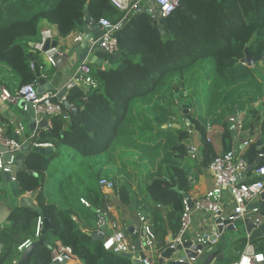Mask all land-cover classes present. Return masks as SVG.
Segmentation results:
<instances>
[{"label":"trees","instance_id":"obj_1","mask_svg":"<svg viewBox=\"0 0 264 264\" xmlns=\"http://www.w3.org/2000/svg\"><path fill=\"white\" fill-rule=\"evenodd\" d=\"M85 10L95 22L100 18L121 22L120 55L112 60L98 52L101 64L89 63L95 86L86 91L87 86L74 83L64 98L75 111L63 105L68 119L51 116L49 125L36 132L38 141L53 146L48 155L27 151L28 171L17 173V183L21 193L36 191L40 212L26 206L11 208L9 224L0 228V264H10L20 255L17 246L34 236L38 216L53 222L45 235L51 248H35L30 264H50L57 242L69 247L82 264H132L90 236L97 229V211L108 214L109 208L118 211L126 226L132 217L145 213L156 248L163 251L166 237L179 229L183 199L192 187L196 166L189 163L188 139L196 136L201 145L198 173L233 148L227 120L242 111L251 114L243 129L250 134L256 128L260 131L242 155L249 164L262 155L255 168L264 163V115L260 106L253 107L264 98V70L259 68L264 58L252 66L235 58L245 55L238 36L248 28L254 30L247 53L264 55V0H180L163 18V34L159 20L147 12L124 19L125 13L110 0H0V85L14 92L23 84L52 77L56 67L35 48L43 22L64 38L82 30ZM226 52L231 57L223 55ZM186 95L192 98L184 106L192 109L186 126L192 134L174 126L173 120L178 99ZM210 127L218 129L220 151ZM118 147L125 161L110 172L107 167L117 161ZM101 177L113 181L111 192L100 190ZM229 235L222 244L225 255L216 264H229L246 244L239 229L229 230ZM252 242L264 255V237Z\"/></svg>","mask_w":264,"mask_h":264},{"label":"built area","instance_id":"obj_2","mask_svg":"<svg viewBox=\"0 0 264 264\" xmlns=\"http://www.w3.org/2000/svg\"><path fill=\"white\" fill-rule=\"evenodd\" d=\"M110 2L115 8L125 13L124 19L131 13L145 11L152 19L159 20L174 11L178 7L180 0H110ZM97 23L100 25L101 34L97 38L90 39L91 44L94 45L98 42V47L103 48L105 53L109 56L118 54L120 49L117 33L120 30L121 22L113 23L108 18H100ZM54 34L55 33L49 28L42 29L41 39L35 44V48L44 53L45 60L52 66L57 65V58L61 56L59 49L55 46H50L45 51L42 49L47 40L53 39ZM81 37V35L76 36L74 41L79 42ZM106 64L107 61L104 62L102 67L104 68ZM90 74L91 66L89 62L83 61L77 67V75L69 80L64 87L68 89L74 83L78 82L87 86L86 88L95 86L94 80ZM36 86L37 82L23 84L14 92L0 86V101L17 105L20 100H23V110L26 112L27 105L30 104L33 115L39 119L44 115H48L49 118L51 116H60L66 121L68 119V112L63 109L62 100H52V98L56 96V93L49 91L37 94ZM227 125L228 129L232 130L234 133L243 129L242 123L240 120L236 119L235 116H230L228 118ZM187 130L189 134H192L191 129L187 128ZM23 131V125L19 124L16 134L20 135ZM25 142L29 143L30 148L42 147L50 149L53 146L51 142L38 141V134L36 132L17 141L14 137L8 136L5 126L0 124V146L5 148L4 152L10 153V160L6 162L7 164L13 162L14 155L19 152L22 144ZM250 142H252V139L245 136L242 145L247 147ZM190 149L194 151V147L190 146ZM2 154L3 152H0V171L5 164L2 160ZM249 165V162L242 155V150H238L237 148L217 155L208 165V171L213 179L212 188L194 198L184 197L179 229L172 236V241L167 242V247L177 249L174 247L175 243L182 245L185 242V235L196 215L201 213L206 214L210 216L213 221L218 218V215L223 212L225 206V189L228 190L231 199V207L225 217L235 230L238 229L237 223L246 218H249L255 226L264 224V215L260 214L261 210L259 207L252 206L253 203L258 202L260 194L264 190V163L251 171L254 178L240 182L239 180L247 172ZM98 187L102 191H112L114 183L112 180L101 177L98 180ZM80 202L86 206L89 205L83 198L80 199ZM97 212L98 220L96 232L103 237V248L119 254L123 252L134 253V245H131L125 233L121 229L116 228L115 224L108 219L107 212L100 210ZM139 219L141 224L134 229V232L138 235V239H140L139 247L140 253L143 255L142 262L143 264H155L154 258L150 255L151 252H157L155 235L150 223L144 219L143 216H140ZM42 220L43 217H37L34 236L25 239L17 246L19 253L39 238L43 224ZM103 226L108 227L111 231L109 233L103 232L101 230ZM211 234H215L216 239L220 236L216 230L211 229L210 232H202L196 239L199 243H204L207 240L206 238L211 236ZM246 237L247 241L244 248L239 253L238 257L229 264H264V255L261 252H257L254 243L249 240L248 235ZM212 242L215 243L216 240ZM1 250L2 245L0 243V252ZM196 252L197 254H201L200 250ZM73 255L69 247L56 244L51 252L50 264L54 261L58 264H68ZM18 259L19 256L13 258L10 264H17ZM178 261H187L189 264H194L196 258L179 257Z\"/></svg>","mask_w":264,"mask_h":264},{"label":"water","instance_id":"obj_3","mask_svg":"<svg viewBox=\"0 0 264 264\" xmlns=\"http://www.w3.org/2000/svg\"><path fill=\"white\" fill-rule=\"evenodd\" d=\"M85 17L83 19L82 23V30L84 34L81 37V40L76 43L74 46H69L67 48V52L62 54L57 58V65H63L66 62V59L69 57V55L74 54L75 56H71L70 61L74 59V57L80 61H88L91 64L99 65L101 64V59L98 58L94 52H102L105 53L103 48L98 47V42H96L94 45L91 44L90 39L97 38L101 34L100 25L93 21L91 16L88 14V11H84ZM163 21L164 19H159V29L161 30V33L163 34ZM50 46L57 47V41L55 39L47 40L44 43L43 51L47 50ZM244 57L241 60V63L247 64L249 66H252L257 60L263 59L264 55L258 57V56H252L247 53L246 49L244 50ZM119 53L116 55L110 56V59L114 60L119 57ZM48 85V89L52 90L53 86L45 81L43 77L39 78L36 86V93L41 94L45 90V86ZM86 91L88 88L85 89ZM67 91L66 87H62L57 93L56 97L58 100H62V104L69 106V104L65 101L64 94ZM24 101L20 100L18 105L20 107H23ZM69 109L71 112L75 111V108L73 106H69ZM27 119L29 120V130L32 132L35 129V122L38 121V127L43 128L47 126V120L49 119L48 115H44L42 118L35 117L32 113L30 104L27 105ZM188 121V120H187ZM189 122V121H188ZM179 127V125H176ZM232 135H234V132H232ZM15 140L19 141V137L15 135ZM235 140V136H234ZM237 148V142L234 143L233 149ZM38 151L41 153H44L48 155L50 153L49 148H42V147H32L30 148V145L28 142H25L22 144L19 152H17L14 155L13 162L11 164H7L10 160V153L4 152L5 148L0 146V152H3L2 154V160L5 162L3 169L1 170V179L2 182L5 184L9 197L13 200L14 205L18 207L26 206L31 207L33 209H36L40 212V208L37 205V203L33 200V198L36 195V191L30 193L29 195H23L21 194V191L19 189L18 183L16 181V175L20 171L27 172L28 170L24 166V158L26 156L27 151L29 150ZM263 159V156H259L258 159L249 165L247 172L252 171L257 164L260 163V161ZM246 172V173H247ZM245 174L241 177L239 180L240 182H243L246 180ZM176 189V188H175ZM185 197V196H184ZM259 202H255L252 204V206L259 207L260 214L264 215V190L260 194ZM251 206V207H252ZM11 212V209L7 208L6 206H0V228L5 225L9 224V214ZM219 217L214 220V226L212 229L216 230L220 236L216 239L215 234H211L208 238H206V242L199 243L197 239L195 240H188L185 241L182 245H179L177 243L174 244V247L177 249H173L171 247H166L162 253L157 257L155 264H164V260L166 259L167 262L165 264H189L187 261L180 262L178 261L179 257H195L196 262L194 264H216L219 262L221 258L225 255V250L222 248L223 242H221V237L223 236L224 232L229 230H235L231 224H229V220L222 216V213L218 215ZM43 224L41 229V235L39 238L35 241H33L31 244H29L26 248L22 250V252L19 255L18 263L17 264H30V257L33 252V250L39 246L46 245L47 247L51 248V245L47 243L45 240L46 233L54 227L53 222L51 219L47 217H43ZM243 222V229L245 231V236L248 235V238L250 241L256 240L258 238L264 237V224H261L259 226H255L252 221L249 218H246ZM221 223V224H220ZM80 228H82L81 225H79ZM108 227L103 226L101 227V230L103 232H106ZM129 230L133 229V226H128ZM90 236L93 239L102 241L103 237L101 234H99L96 231H93L90 233ZM216 240V242H212ZM168 241H172V236H168ZM140 240L137 238L134 240V253H120L121 256L127 257L131 260L132 264H143L142 259L143 255L140 253ZM197 250L201 251V254H197ZM51 264H58L56 261L52 262Z\"/></svg>","mask_w":264,"mask_h":264},{"label":"crops","instance_id":"obj_4","mask_svg":"<svg viewBox=\"0 0 264 264\" xmlns=\"http://www.w3.org/2000/svg\"><path fill=\"white\" fill-rule=\"evenodd\" d=\"M45 28H49L55 33L53 36V39L57 41V48L59 49L61 55L67 52V48L69 46L71 47V46H74L76 43H78L74 41V38L76 36H79V35L82 36L84 34L83 30H81V31H77L63 38V37H58L56 35V31L53 26H50L46 22H43L42 29H45ZM98 52H94V54L99 58ZM43 56H44V53H43ZM71 56H75V55L74 54L69 55V57L66 59V62L63 65L53 66V67H56V70L53 73L52 77L45 79L47 83L53 86V89L52 90L48 89V85H47L44 87L45 88L44 92L49 91L52 93L53 92L57 93L63 86H65V84L69 80H71L73 77L77 75V67L81 62L78 61L75 57L72 61H70ZM47 64L49 65L48 62ZM50 66L52 67V65ZM256 106H260V110L263 111V115H264V98L261 101L253 104V107H256ZM250 116L251 114L245 110V111L238 113L235 117L236 119L240 120V122L242 123V126H244L245 122L248 121ZM49 123L50 121L47 120V125H49ZM0 124L5 126L6 134L12 137H15V135H17L16 130L18 128V125L22 124L24 127V131L22 134L17 135L19 139L21 140L24 139L26 136L30 135L31 133L37 132L39 129H41L40 127H38V121H36L35 129L31 132L29 130V120L27 119V112H25L23 108L20 107L18 104L17 105L7 104L6 102H2V101H0ZM176 125L177 124L175 123L174 126ZM209 133L213 138V143L215 144V148L217 149V151H220V145H219V140H218V129L215 127H210ZM259 135H260L259 128H256L253 134H250L248 129H245V130L242 129L239 132H236L235 135H233V141L234 143L237 142L238 150H243L245 146L242 145V142L245 136L250 137L253 141L257 139ZM234 136H235V140H234ZM188 142L190 146L194 147V151L193 150L190 151L189 163L191 165H195L196 167L195 169L194 168L192 169L193 174H194L193 176H191L192 187L188 190L187 194H185V197L187 196L190 198H194L210 190L213 186V179L208 171V166L206 168H199V171L197 173V166L202 158L201 145L198 142V138L192 135ZM245 178L246 180H249V179L254 178V175L250 171V172L245 173ZM16 181H17V175H16ZM224 191H225L224 192L225 193V206L223 208L222 216L225 217L226 213L231 207V199H230L228 190L225 189ZM104 192H111V191H104ZM21 194L29 195L30 192H25ZM33 200L36 202L35 197L33 198ZM0 206H6L9 209H11L14 206V202L9 197L6 186L2 182L1 171H0ZM108 214H109L108 216H110V221H112L115 224V227L118 229H121L125 233L129 243H132L134 245V240L139 238L138 235L134 232V229L140 226L141 224L140 219L136 217H132V223L130 225L133 226V229L129 230L128 229L129 225L126 226L121 222L119 213L116 209L109 208ZM144 214L145 213H140V216H144ZM146 220L150 223V220L148 218H146ZM237 225H238V229L245 234V231L243 229V222L240 221L237 223ZM213 227H214V221L213 219H211L210 216L203 214V213L196 215L192 221L190 228L188 229L185 235V241L195 240V238H197V236L200 235L202 232H210ZM110 231L111 230L108 229L106 233H109ZM224 235L226 236V238L230 237L229 231L224 232L223 236ZM166 240L168 242V237H166ZM56 244H59V242H57ZM156 251L157 252H151L150 254L154 258L155 263H156L157 257L162 253V251L161 252L158 250ZM166 262L167 260L165 259L164 264ZM68 264H82V262L75 255H73L72 259L68 262Z\"/></svg>","mask_w":264,"mask_h":264},{"label":"rangeland","instance_id":"obj_5","mask_svg":"<svg viewBox=\"0 0 264 264\" xmlns=\"http://www.w3.org/2000/svg\"><path fill=\"white\" fill-rule=\"evenodd\" d=\"M260 1H262V0H260ZM253 30H254V28H248L246 31H244L243 33H241L238 37L240 38V42H239V44H241V48L243 49V50H245L246 49V45H248L249 44V40L251 39V37H252V34H253ZM241 49V50H242ZM251 53H252V51H251ZM230 54H232L231 52H226L225 54H223V55H225L227 58H229V57H231V55ZM241 55V54H240ZM240 55L238 56V55H236V57L235 58H237L236 60L237 61H239V63H241V60H242V58L240 57ZM238 56V57H237ZM223 58H224V56H223ZM223 58H222V60H223ZM242 64V63H241ZM226 65V64H225ZM259 68L260 69H262V70H264V63H262V64H260L259 65ZM173 78H170V80H172ZM169 80V81H170ZM183 97V96H182ZM191 97L190 96H185V97H183V98H179L178 99V102H177V105H176V107H174V109H173V114H174V117H173V120L177 123V125H179V127H183V128H187L186 126H187V124H188V122H187V115H189V114H191V112H192V109H186L184 106L188 103V102H190L191 101ZM187 123V124H186ZM190 139V138H189ZM189 139H188V141H189ZM189 143V142H188ZM114 154H116V156H117V161L114 163V164H111L110 166H108L107 167V170L108 171H110V172H116V170L122 165V163L125 161V157L121 154V148H116V150H115V152H114ZM235 234H239V232H237V233H235ZM226 240H228L227 238H226V236L224 235V236H222L221 237V242H223V241H226Z\"/></svg>","mask_w":264,"mask_h":264}]
</instances>
